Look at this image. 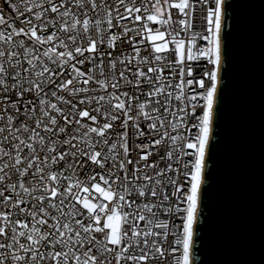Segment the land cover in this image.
I'll list each match as a JSON object with an SVG mask.
<instances>
[{
	"label": "snow or ice",
	"instance_id": "1",
	"mask_svg": "<svg viewBox=\"0 0 264 264\" xmlns=\"http://www.w3.org/2000/svg\"><path fill=\"white\" fill-rule=\"evenodd\" d=\"M232 9L3 0L0 264H203Z\"/></svg>",
	"mask_w": 264,
	"mask_h": 264
},
{
	"label": "water",
	"instance_id": "2",
	"mask_svg": "<svg viewBox=\"0 0 264 264\" xmlns=\"http://www.w3.org/2000/svg\"><path fill=\"white\" fill-rule=\"evenodd\" d=\"M233 4L203 264H264V0Z\"/></svg>",
	"mask_w": 264,
	"mask_h": 264
},
{
	"label": "built area",
	"instance_id": "3",
	"mask_svg": "<svg viewBox=\"0 0 264 264\" xmlns=\"http://www.w3.org/2000/svg\"><path fill=\"white\" fill-rule=\"evenodd\" d=\"M0 6H3V0H0ZM7 14V13H6Z\"/></svg>",
	"mask_w": 264,
	"mask_h": 264
}]
</instances>
